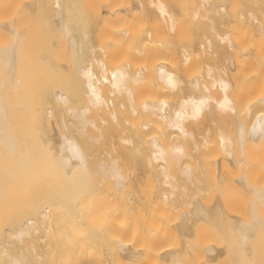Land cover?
I'll use <instances>...</instances> for the list:
<instances>
[{
	"label": "bare ground",
	"instance_id": "bare-ground-1",
	"mask_svg": "<svg viewBox=\"0 0 264 264\" xmlns=\"http://www.w3.org/2000/svg\"><path fill=\"white\" fill-rule=\"evenodd\" d=\"M0 264H264V0H0Z\"/></svg>",
	"mask_w": 264,
	"mask_h": 264
},
{
	"label": "rangeland",
	"instance_id": "rangeland-1",
	"mask_svg": "<svg viewBox=\"0 0 264 264\" xmlns=\"http://www.w3.org/2000/svg\"><path fill=\"white\" fill-rule=\"evenodd\" d=\"M243 5H244V1L241 3L240 6H243ZM244 7H245V5H244ZM182 24H183L184 26H187V23H186V22H183ZM113 26H114V25L111 26V29H113ZM248 26H249V24H243V23H242V24H240L239 27H240V28H245V27H248ZM180 27H183V26L181 25ZM182 29H183V28H182ZM253 45H254V44H248L247 46L250 47V46H253ZM153 51H154V49H150V50H149V52H153ZM98 53H99V52H98ZM104 58H105V57H104ZM168 102H170V101L168 100Z\"/></svg>",
	"mask_w": 264,
	"mask_h": 264
}]
</instances>
